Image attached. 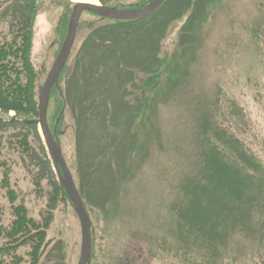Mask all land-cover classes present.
Here are the masks:
<instances>
[{
    "label": "rangeland",
    "instance_id": "rangeland-1",
    "mask_svg": "<svg viewBox=\"0 0 264 264\" xmlns=\"http://www.w3.org/2000/svg\"><path fill=\"white\" fill-rule=\"evenodd\" d=\"M37 1L40 11L34 25L32 60L39 73L38 88H42L62 44L56 28L70 0ZM120 1L127 5L138 0ZM11 2L0 0V42L10 37L14 12ZM167 2L149 17L167 26L158 59L154 56L155 61L149 64L158 68L156 73L141 66L156 41L145 40L143 44L135 40L126 48L123 60L118 58L95 78L91 69L100 68L105 59L96 60L91 54L80 58L79 54L90 31L106 22L89 14L80 20L67 62L68 73L61 84L63 88L65 83L82 86L85 81L87 88L91 87L89 93L96 92L97 97L104 94L99 99L100 112L98 104L95 110L108 116L106 119L111 117L113 127L126 133L118 149L109 145L107 151L92 150L98 147H93L91 140L102 139V129L107 127L105 122L95 120L91 128L98 129V134H94V139L89 133L91 138L84 140L88 162L81 165L76 150V118L66 107L59 124L57 96H50V129L61 145L92 221L90 264H209L205 257L195 258L202 250L201 244L190 241V233L178 225L179 219L184 218L181 211L195 203L197 197L203 201L201 210L195 205V220H206L209 210L213 212L214 207H208V196L217 202V215L227 217L234 213L225 209L227 201L220 190L210 195L204 193L206 186H200L208 176L204 159V125L208 124L214 139L217 132L231 137V150L223 151L227 158L235 157L242 146L257 161L256 165H248L239 187L247 211L240 218H232V223H244L237 227L243 232L236 243L230 242L229 248L222 250L217 260L222 257L219 263L260 264L264 262V0ZM133 74L136 79L129 84ZM107 89L112 95L105 92ZM93 98L96 100V96ZM111 98L113 105L108 103ZM126 104L133 112L142 105L137 119L132 112L116 119L117 113L127 110ZM120 133L113 135L114 141L120 140ZM39 134L49 166L39 148L43 165L35 168L26 167L23 155L8 144L0 146V226H8L14 217L8 197L12 188L15 204H24L37 221L52 211L50 243L41 264H78L82 244L80 219L71 199L61 189L40 129ZM6 173L10 184L2 188ZM3 243L0 240V245ZM29 249L21 246L18 252L28 258ZM231 255L236 258L230 259Z\"/></svg>",
    "mask_w": 264,
    "mask_h": 264
},
{
    "label": "trees",
    "instance_id": "trees-1",
    "mask_svg": "<svg viewBox=\"0 0 264 264\" xmlns=\"http://www.w3.org/2000/svg\"><path fill=\"white\" fill-rule=\"evenodd\" d=\"M99 1L103 5L115 6L121 9H138L146 7L153 0H138L134 4L127 5H124L120 0ZM167 1L169 2L171 0ZM37 2V0H12L10 8L14 12L10 19V37L0 42V146L8 144L10 148L23 155L22 159L26 167L31 166L35 168L43 165L40 153L37 150L38 148L45 157L44 162L49 166L45 152L46 149L38 129L39 100L42 88H38L39 73L32 60L34 25L40 11ZM193 4H195V1ZM75 5L71 0L66 4L65 12L60 17L56 28L59 41L62 44L65 40ZM162 7L160 6L156 11L145 17L132 21L111 20L89 11L83 13V15L89 14L106 22L94 27L90 31L86 37V42L83 46L84 49L79 54L80 58H82L81 56L84 58L86 54H91L96 60L105 59V64L100 68L97 70L91 69L93 72L92 75L95 78L99 71L106 72L110 64L112 62L114 63L118 58L123 60L122 56L125 55L126 48L135 40L141 41L143 44L145 40L156 41L154 47L148 52L149 57L147 56L146 62L141 64V66L143 68L147 67L149 69L147 71H152L151 73L157 72L158 68L153 69L151 67L154 65L149 64L152 63L154 56L155 58L157 56L158 59L160 43L165 36L167 26L156 22L157 20L151 21L149 17L161 10ZM175 17L171 18V20H174ZM93 24L90 23V26ZM159 27L162 28L160 29ZM150 46H152L151 42ZM100 51L102 52L100 53ZM109 52H111V55H108ZM67 67L66 65L59 81L61 89L54 87L51 93V99L57 96L56 107L59 112H56V120H58L64 104L70 109L73 117L76 118V150L82 165L83 161L86 160V163L88 162L85 158L86 151L83 150L84 140L90 137L89 133L94 136V139L95 135L98 134V129L91 128L95 120L105 122L107 127L102 129V139L98 138L97 141L96 139L94 140L97 144L91 140L93 147H98L93 148V151H107L109 145H113V147L118 149L119 145L124 142L126 133H120V127H113L111 117L106 119L108 117L107 115V117H103L98 114L100 107L99 99L104 94H100L97 97L96 92L92 91L89 93L91 87L88 89V83L85 81L82 86L80 84L78 86H71V83H65L64 88L62 87L61 81L63 76L68 73ZM135 79L136 76L133 74L131 81H128L129 84L133 83ZM105 92L111 94V91L108 89ZM95 96L96 100L93 98ZM108 103L113 105L112 98L108 100ZM97 104L98 111L95 110ZM139 106L140 108H135L137 111L133 112L129 104H126L125 108L127 107V110L125 109V111L117 113L116 119H123L121 116L124 114L130 115L129 112H132V116H136L135 118L137 119L140 116L138 115V110H143L142 105ZM88 109L89 112L87 113ZM11 112L14 115H11ZM63 115L60 118L59 124L63 121ZM125 119L130 121L129 118ZM119 123L121 124L122 122ZM204 126L206 128L204 135L206 134L207 140L204 159L207 163L208 176L207 181L200 186H206L205 194L209 192L211 195L215 190H220L219 193L223 195L224 201H227L224 206L226 207L225 209L234 213L229 214L227 217L226 215H217V202L211 196H208L206 197L208 207H214L213 212L209 210L210 216L206 220H195L197 209H202V205L200 204L203 201V199L197 197L194 198L195 203L193 202V204L188 205L186 209L181 211L184 212V218L179 219L178 225L182 227V230L186 228L187 232L190 233V241H194V244L197 242L201 244L202 250H199V254H195L197 260L205 257L209 260V264H224L225 262L219 263V260L223 259L222 257L218 260L217 258L223 252L222 250L229 248L228 244L230 242L236 243L237 236L240 235V232H243L239 231L237 227L244 223H236L239 221L232 223L234 221L232 218H236L238 215L240 218L247 211L246 202L240 197L239 187L244 182L248 165H256L257 161L252 156H249L247 150H244L242 146L235 153V157L232 155V157L227 158L223 151L227 149L231 150V148H228L229 144H233L231 137L217 132V139H214V134L211 135L209 132L211 129L210 124ZM116 132L122 135L119 141L118 139L117 141L113 140V135ZM207 133H210V136ZM100 140L101 144H99ZM220 146H224V149H220ZM104 160L103 162H105ZM91 165L94 164L91 163ZM9 184L10 180L8 179V173H6L5 181H1V187L6 188ZM61 189L64 195L69 197L65 189L63 187ZM8 197L12 203L14 217L8 226H0V240H4V243L0 245V264H41L42 258L50 243V240H48V232L53 219L52 211L48 212L41 221H37L29 214V210L24 204H15L16 194L12 188L8 191ZM209 199H212L213 202ZM192 205L193 208L190 209ZM184 207L185 205L183 204ZM21 246H28L30 248L27 252L28 258L18 252ZM184 246L185 244H182V250ZM232 257L235 256L231 255L229 258L231 259ZM260 264H264V262H260Z\"/></svg>",
    "mask_w": 264,
    "mask_h": 264
},
{
    "label": "water",
    "instance_id": "water-1",
    "mask_svg": "<svg viewBox=\"0 0 264 264\" xmlns=\"http://www.w3.org/2000/svg\"><path fill=\"white\" fill-rule=\"evenodd\" d=\"M166 1L167 0H154L146 7L139 9H121L115 6L103 5L99 1L98 3L78 2L73 9L65 40L41 89L39 100V127L58 176L59 183L68 193L81 223L82 244L81 255L78 264H90L92 254V221L82 196L75 184L72 173L64 158L61 145L52 133L48 123V109L52 89L54 86L59 88L60 76L70 57L77 37L79 23L82 14L85 11L94 12L104 18L111 20L132 21L145 17L146 15L154 12ZM65 108L66 105L63 107V110L60 113L58 121L61 118Z\"/></svg>",
    "mask_w": 264,
    "mask_h": 264
},
{
    "label": "bare ground",
    "instance_id": "bare-ground-1",
    "mask_svg": "<svg viewBox=\"0 0 264 264\" xmlns=\"http://www.w3.org/2000/svg\"><path fill=\"white\" fill-rule=\"evenodd\" d=\"M74 2H90V3H98V0H73Z\"/></svg>",
    "mask_w": 264,
    "mask_h": 264
}]
</instances>
